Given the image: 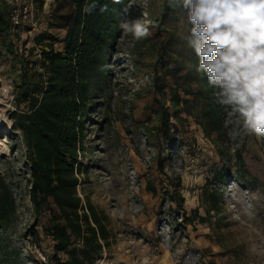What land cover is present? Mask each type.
<instances>
[{
	"label": "rangeland",
	"instance_id": "1",
	"mask_svg": "<svg viewBox=\"0 0 264 264\" xmlns=\"http://www.w3.org/2000/svg\"><path fill=\"white\" fill-rule=\"evenodd\" d=\"M35 1V29L24 23L0 35V116L7 120L0 127V146L7 147L0 154V169L16 198V213L0 228V264H54L45 229L49 211L38 215L32 207L29 172L10 118L17 64L3 53L2 44H12L18 53L35 46L39 54L36 36H44L42 45L51 35L62 37L72 4ZM164 1L126 0L108 49L107 83L95 91L94 107L85 119L86 147L78 154L82 168L76 190L109 232L103 257L95 264H264V136L247 132L242 117L229 107L223 110L221 134L212 137L182 105L180 117L173 116L174 78L158 66V58L171 34L189 48L188 24L163 17ZM136 20L148 26L150 35L138 40L133 29L122 27ZM161 103L169 109L175 138L164 148L162 155L169 158L162 168L158 156L163 139L158 146L147 137V130L159 122ZM231 131L237 133L235 138ZM237 152L255 183L243 184L236 177ZM217 170L224 172L225 180H214ZM214 193L221 197L219 212L209 201Z\"/></svg>",
	"mask_w": 264,
	"mask_h": 264
},
{
	"label": "trees",
	"instance_id": "2",
	"mask_svg": "<svg viewBox=\"0 0 264 264\" xmlns=\"http://www.w3.org/2000/svg\"><path fill=\"white\" fill-rule=\"evenodd\" d=\"M71 4L70 23L62 37L51 35L46 45H42L44 36H36L35 43L41 46L39 54L34 53L35 46L18 53L12 44H2V51L12 55L17 64L13 84L15 109L10 118L29 172L32 207L38 215L49 211L45 229L52 240V262L95 264L103 257L109 232L91 204L84 206L77 193L78 173L82 168L78 154L86 147L85 119L94 107L92 97L107 83L108 49L117 36L126 0H71ZM186 16L179 0H174V5L164 1L163 17L186 20ZM11 32L8 9L0 1V35ZM186 48V44L171 34L158 58V66L174 78L175 87L170 89L173 116L180 117L177 113L182 105L186 113L194 114L207 137L214 133L218 136L224 125L223 110L229 106L219 102L218 89L210 86L206 76L197 71L198 59L190 47ZM159 107V122L147 130V137L152 142L156 139L158 146L160 138L163 139L158 156L162 168L164 160L169 158L162 153L175 138L169 109L163 103ZM236 154V177L243 184L255 183L256 177L246 168L241 153ZM213 177L218 182L225 180L221 170L215 171ZM174 193L171 195L181 204L183 197ZM211 195L212 209L219 212L221 197ZM15 213L16 198L0 169V228L6 227Z\"/></svg>",
	"mask_w": 264,
	"mask_h": 264
},
{
	"label": "clouds",
	"instance_id": "3",
	"mask_svg": "<svg viewBox=\"0 0 264 264\" xmlns=\"http://www.w3.org/2000/svg\"><path fill=\"white\" fill-rule=\"evenodd\" d=\"M174 5V0H169ZM186 10L188 46L197 71L218 89L221 104L239 113L250 134L264 136V0H179ZM136 39L150 35L139 20L125 22ZM235 138L237 133L231 131Z\"/></svg>",
	"mask_w": 264,
	"mask_h": 264
},
{
	"label": "built area",
	"instance_id": "4",
	"mask_svg": "<svg viewBox=\"0 0 264 264\" xmlns=\"http://www.w3.org/2000/svg\"><path fill=\"white\" fill-rule=\"evenodd\" d=\"M8 9L9 24L12 30L17 29L24 23H28L33 29L36 28L35 12L37 4L35 0H0ZM1 83V77H0ZM1 85V84H0Z\"/></svg>",
	"mask_w": 264,
	"mask_h": 264
},
{
	"label": "bare ground",
	"instance_id": "5",
	"mask_svg": "<svg viewBox=\"0 0 264 264\" xmlns=\"http://www.w3.org/2000/svg\"><path fill=\"white\" fill-rule=\"evenodd\" d=\"M7 122V120H5V118L1 115L0 116V127L5 125ZM7 150V147L6 146H0V154L5 152Z\"/></svg>",
	"mask_w": 264,
	"mask_h": 264
}]
</instances>
